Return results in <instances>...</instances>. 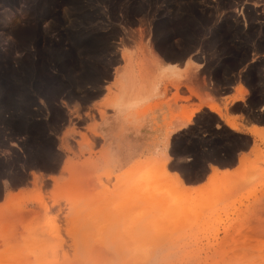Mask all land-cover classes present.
Wrapping results in <instances>:
<instances>
[{
	"label": "rangeland",
	"instance_id": "374dc122",
	"mask_svg": "<svg viewBox=\"0 0 264 264\" xmlns=\"http://www.w3.org/2000/svg\"><path fill=\"white\" fill-rule=\"evenodd\" d=\"M262 49L264 0H0V194L29 186L0 196V264H92L76 256L80 238L98 250L99 264H264L262 211L247 203L264 195V151L233 175L204 178L207 164L230 165L243 142L211 130L210 108L165 134L161 148L146 154L156 138L134 150L130 157L146 155L127 167L111 168L107 144L95 139L96 108L102 119L138 100L124 91V74L137 70L144 84L166 61L201 59L200 68L180 70L177 87L161 79L168 115L182 120L199 88L211 86V62L224 80ZM112 75L104 103L86 108ZM63 128L57 146L53 134ZM140 170L141 182L133 179ZM31 171L39 176L29 182ZM50 173L59 174L51 184L42 178Z\"/></svg>",
	"mask_w": 264,
	"mask_h": 264
},
{
	"label": "crops",
	"instance_id": "0c3cea01",
	"mask_svg": "<svg viewBox=\"0 0 264 264\" xmlns=\"http://www.w3.org/2000/svg\"><path fill=\"white\" fill-rule=\"evenodd\" d=\"M249 53H251V51H248L247 57L233 71L229 72L226 77H224V80H220L221 78L219 79L217 77V73L212 71L216 59L211 62V86L199 88L198 91L201 95L197 98L193 96L191 101L195 103V105L204 101L199 110L209 109L207 106L209 102H212V105L218 106L223 116L220 115L217 110L210 109L211 114L215 118V121L211 124V130L215 131L218 126L224 127L235 136L243 139V142L234 149L230 165L220 167L227 168L231 171L227 176L233 175L238 169L239 158L244 156L251 159L256 149L264 151V142L262 141L264 138V49L254 51L252 55ZM200 61L201 59L197 62L201 65ZM166 62L176 63L181 68L176 67L174 64L161 66L158 68L154 77L147 82L145 80L144 84L141 83V80L139 84L137 70L134 71V77H132L130 81V88L126 86L127 89L124 90L130 94V96H134L138 99L136 102L132 103V108L119 107L115 111L108 108L107 116L104 117L106 119H98L99 114L96 108L95 113L97 115L98 125L95 130V135L98 138L95 139L97 140V147L102 146L103 143L107 144L104 160L111 168H114L117 164H121L123 161H127L126 167L130 166L136 160L144 158L146 154L157 148H161L164 145L165 134L169 131L171 126L175 125L174 123L177 124L180 121V119L176 120L177 122L174 121L172 116L168 115V105L162 103L164 96L166 95L167 97L168 93L164 88V85L167 83L165 80L161 79L167 78L177 87L182 81L180 70L188 67V64H186L185 58H182L180 61ZM133 69H136V66H134ZM112 80L113 75L109 80H106L105 83H102L101 93L93 98L86 108L94 109L93 106L99 107L101 103H104V96L107 93L106 85L112 83ZM145 82L147 85H145ZM115 95L116 93H114L112 97L114 98ZM197 95L198 93L195 96ZM146 96L150 97L145 99ZM147 105H150L151 109L141 119L142 114H140V111ZM195 112V114L193 113L194 117L198 111ZM168 116L169 119L167 120ZM229 122H231L232 125L229 124ZM190 123L178 131L188 128L191 125ZM63 131L64 128L60 129L57 135L53 134L54 137H57V146L59 144V137L64 134ZM156 138L158 142L150 146L151 148L148 149V152L143 157L136 156L135 153V157H130V154L133 153L134 150L148 147ZM118 169V171L115 170L114 172L118 173L124 168L121 167ZM210 174V165L207 164L204 178ZM50 175L57 178L59 174H44L42 178L49 180L51 184L53 180L49 178ZM27 178L29 182L33 178L30 172H27ZM204 178L199 182L189 185L196 186L200 184ZM236 179L235 177L231 180ZM27 188H29V186H17L13 188L11 185H7L3 187L0 196L3 197L8 191H24ZM256 197V201L249 199L247 203H249V207L251 208L254 206L261 208L264 227V195L257 193ZM262 237L264 239V233H262Z\"/></svg>",
	"mask_w": 264,
	"mask_h": 264
},
{
	"label": "bare ground",
	"instance_id": "6f19581e",
	"mask_svg": "<svg viewBox=\"0 0 264 264\" xmlns=\"http://www.w3.org/2000/svg\"><path fill=\"white\" fill-rule=\"evenodd\" d=\"M198 8V7H197ZM185 9V8H184ZM239 12H240V10L239 9H237ZM158 35V34H157ZM127 54V53H126ZM126 55L124 54V52H121V59L123 58L124 59V57H125ZM185 58V61H186V64H188V66L189 65H192L193 66V68H196L197 66H199L200 65V63H198L194 58H192V57H189V56H186V57H184ZM122 59V60H123ZM162 62V61H161ZM166 63V62H165ZM169 64H175L176 65V63H168V66H169ZM197 64H199V65H197ZM192 66H191V69H192ZM117 68V67H116ZM129 70V69H128ZM116 71V70H115ZM113 72V74H115L116 72ZM129 72H131V70H129ZM128 73V72H127ZM126 75V77H129V76H131L130 78H128V80L129 79H131L132 78V72L131 73H128V75L127 74H124L123 76H125ZM197 75V74H196ZM124 79H126L125 77H123ZM189 78H190V76H189ZM193 90V91H192ZM195 89H189V92H191L190 94L191 95H196L197 93H196V91H194ZM203 102L204 101H202V103H200V104H198V105H196V107L195 108H193V110H191V112L188 114V115H186V116H184V117H182L181 119L182 120H180L177 124L176 123H174L175 125L174 126H171V128L169 129V131L166 133V138L167 139H169V137L174 133V132H176V131H178L179 129H181V128H184V127H186L190 122H191V120H192V115H193V113L195 112V111H198L199 109H200V107H201V105L203 104ZM207 106L212 110L213 109V107L214 106H212V103L210 102V103H208L207 104ZM180 119V118H179ZM178 120V119H177ZM177 122V121H176ZM229 124H231L232 125V123L231 122H229ZM168 144V143H167ZM164 153V155H163V161L161 162V168H162V170H164V172H165V169H164V167H165V165L168 163V161H169V159H170V157H169V155L167 154V152L165 151V152H163ZM246 160H247V158L246 157H244V156H242L241 158H239V166H238V170L241 168V166L246 162ZM68 163V160L66 159V160H63V165L64 166H66V164ZM151 166H152V164H151ZM154 166H158V164L157 165H154ZM159 166H160V163H159ZM151 168V167H150ZM210 169H211V174L210 175H212V177H214L213 179H215L216 178V176L217 177H227V174L228 173H230L231 171H229L227 168H219V167H216V166H210ZM125 170V169H124ZM153 171V169L151 170V175H152V172ZM140 173H138L137 172V175H136V173L134 174V176H135V178H133L132 176V178L135 180H137V181H140V179L142 178V177H144V175H145V173H142L143 171L142 170H140L139 171ZM166 173V172H165ZM141 174L143 175L142 177H139V176H141ZM157 174V173H156ZM161 174V173H160ZM176 174V173H175ZM31 175L33 176V177H37V176H39V173H37V172H34V171H31ZM136 176H138V177H136ZM160 176H162V175H160ZM176 178H177V175L175 176ZM49 178L50 179H52V180H56V177H54L53 175H50L49 176ZM137 178H139V179H137ZM144 178H146V176L144 177ZM157 178H159V177H157ZM179 178V177H178ZM177 178V180L179 181V182H182L180 179H178ZM131 180V181H129L130 183L131 182H135L136 183V181H134V180ZM130 180V179H129ZM142 180V179H141ZM151 181V180H150ZM213 181V180H212ZM141 182V181H140ZM136 184H138V183H136ZM165 187V186H164ZM150 188V187H149ZM149 188H148V190H149ZM153 189V188H152ZM135 192H137V191H135ZM9 194L11 193V192H8ZM7 193V194H8ZM148 193V192H147ZM8 194V195H9ZM138 194V193H137ZM8 195H6V197L8 196ZM11 195H13V194H11ZM143 195L145 196V194L143 193ZM150 195H151V192H150ZM153 195V194H152ZM5 196V195H4ZM13 197V196H12ZM9 198H10V195H9ZM9 198H7L8 200H9ZM135 198H136V196H135ZM148 198V197H147ZM139 200V199H138ZM136 201H137V199H136ZM144 201V200H143ZM180 201V200H179ZM145 203H146V201H145ZM164 205V204H163ZM164 208V207H163ZM157 210V209H156ZM162 210V209H161ZM163 211V210H162ZM161 212V211H160ZM163 217V216H162ZM47 223V222H46ZM134 224H136V223H134ZM161 224V223H160ZM132 226V225H131ZM131 226H130V228H131ZM103 227H104V225H103ZM148 227V226H147ZM145 228H146V226H145ZM78 229H79V226H78ZM128 229V228H127ZM126 229V230H127ZM99 230H101V229H99ZM129 230V229H128ZM132 232H133V230L132 229H130ZM138 230V229H137ZM140 230V229H139ZM139 230H138V232H139ZM74 231H75V229H74ZM77 231V230H76ZM83 231H85V229L83 230ZM118 231V230H117ZM86 232V231H85ZM135 232V231H134ZM138 232H136V233H138ZM48 233V232H47ZM53 233V232H52ZM51 234V233H50ZM74 234V233H73ZM82 234H83V232L81 233V235L80 236H82ZM130 234V233H129ZM128 234V235H129ZM75 235V234H74ZM52 236V235H51ZM74 239H76V236H74ZM84 239V238H83ZM83 239H81L80 238V240L81 241H79V242H77V241H75L76 242V245H77V247H78V249H77V252H76V256H77V258H81L82 260H84V261H91L92 262V264H95L94 263V261H97L98 263L97 264H99L100 262H101V258H100V256L98 255V250H93L92 249V247L90 248V246L89 245H86L85 244V242H87L86 240H83ZM133 239V238H132ZM88 243V242H87ZM134 243V242H133ZM134 245H136V244H134ZM135 247V246H134ZM133 247V248H134ZM98 248V247H97ZM137 250V249H136ZM103 252V251H102ZM94 253L96 254V259H94ZM97 256H99L98 258H97ZM120 258H123V257H120ZM145 259V258H144ZM132 260V259H131ZM144 261V260H143ZM146 261V260H145ZM145 261H144V263H145ZM129 263V262H128Z\"/></svg>",
	"mask_w": 264,
	"mask_h": 264
}]
</instances>
